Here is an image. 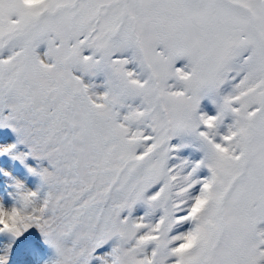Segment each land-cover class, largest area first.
Listing matches in <instances>:
<instances>
[{
	"label": "snow or ice",
	"instance_id": "6c2138e0",
	"mask_svg": "<svg viewBox=\"0 0 264 264\" xmlns=\"http://www.w3.org/2000/svg\"><path fill=\"white\" fill-rule=\"evenodd\" d=\"M0 124L51 264H264V0H0Z\"/></svg>",
	"mask_w": 264,
	"mask_h": 264
},
{
	"label": "rangeland",
	"instance_id": "374dc122",
	"mask_svg": "<svg viewBox=\"0 0 264 264\" xmlns=\"http://www.w3.org/2000/svg\"><path fill=\"white\" fill-rule=\"evenodd\" d=\"M99 79L101 78H97V80ZM203 103L206 108L211 110V105L207 101ZM8 145H15V148L5 151V146ZM29 152L30 149L27 145L18 143V134L11 127L0 124V202L6 207L17 204V189L15 187L17 182L23 183L25 187L31 190H36L41 186V178L29 171L30 167L35 169L49 167L46 160L39 161L31 155H25L21 159L17 155L18 153L26 154ZM44 191H46V186L41 188V196ZM0 247L10 249L12 260L16 254L18 256L29 254L27 260L26 258L24 260L33 261L35 264H51L52 260L55 259V249L35 226L28 228L19 237L4 233L0 237ZM20 260L23 259L18 261Z\"/></svg>",
	"mask_w": 264,
	"mask_h": 264
},
{
	"label": "bare ground",
	"instance_id": "6f19581e",
	"mask_svg": "<svg viewBox=\"0 0 264 264\" xmlns=\"http://www.w3.org/2000/svg\"><path fill=\"white\" fill-rule=\"evenodd\" d=\"M13 251H12V253H13ZM0 255H6L7 256L6 264H35L33 261H31V262L26 261L28 258L27 256L29 254H26L23 256H18V254H16L14 256V259L12 260V254L10 252V249L7 250L6 248L0 247ZM24 258H26V260H24ZM19 259H23V260L18 261Z\"/></svg>",
	"mask_w": 264,
	"mask_h": 264
},
{
	"label": "clouds",
	"instance_id": "9594fccd",
	"mask_svg": "<svg viewBox=\"0 0 264 264\" xmlns=\"http://www.w3.org/2000/svg\"><path fill=\"white\" fill-rule=\"evenodd\" d=\"M5 147H6V148L9 147V145H8V146H5ZM13 206H14V205H13ZM11 207H12V206H11ZM11 207H6V210H9V211H10V210H11Z\"/></svg>",
	"mask_w": 264,
	"mask_h": 264
}]
</instances>
